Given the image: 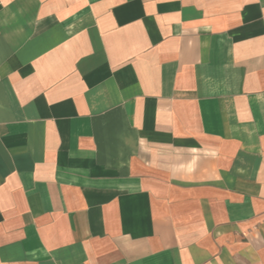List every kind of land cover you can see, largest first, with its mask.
Returning <instances> with one entry per match:
<instances>
[{
  "label": "crops",
  "instance_id": "0c3cea01",
  "mask_svg": "<svg viewBox=\"0 0 264 264\" xmlns=\"http://www.w3.org/2000/svg\"><path fill=\"white\" fill-rule=\"evenodd\" d=\"M0 264H264V0H0Z\"/></svg>",
  "mask_w": 264,
  "mask_h": 264
}]
</instances>
